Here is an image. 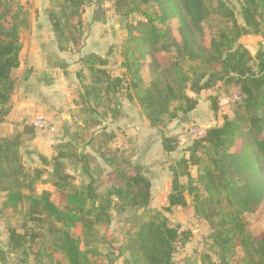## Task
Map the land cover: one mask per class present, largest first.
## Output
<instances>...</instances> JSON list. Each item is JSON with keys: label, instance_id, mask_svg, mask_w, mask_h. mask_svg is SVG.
Here are the masks:
<instances>
[{"label": "trees", "instance_id": "16d2710c", "mask_svg": "<svg viewBox=\"0 0 264 264\" xmlns=\"http://www.w3.org/2000/svg\"><path fill=\"white\" fill-rule=\"evenodd\" d=\"M91 1L49 0L46 14L60 50L74 45L73 33L83 35L81 19ZM108 1L126 22L122 61L113 71L105 58L91 54L84 59L90 77L81 102L93 103L89 112L95 116L101 108V117L116 120L121 112L117 96L126 95L151 128H164L195 110L201 92L217 84L233 86L238 100L228 106L232 117L223 115L221 125L192 140L187 157L170 167L171 193L163 212L192 208L207 223L208 248L216 260L203 253L201 264H229L237 250L240 264H264V236L255 239L244 219L264 201V44L251 55L240 43L262 32L264 0H237L241 23L228 0ZM12 4L0 3V122L17 85L13 72L20 65V34L28 25L23 6ZM131 16H137L136 22H128ZM209 107L216 118L217 98L209 99ZM35 131L24 125L0 137V216L9 213L21 220L20 231L9 228L5 245L0 243V264L17 254L24 257L21 264L27 257L35 264H98V246L104 242L98 228L108 230L111 212L130 215L119 246L128 254L127 264H176L173 256L189 242L190 232H179L164 213L149 210L150 182L132 172L130 157L123 152L105 157L108 181L98 184L86 168L89 180L79 186L64 161L84 166L85 156L70 144L53 149L50 158L38 156L41 167L25 169L21 148ZM177 146V137H162L164 153ZM181 177L187 179L182 186ZM36 184H49L64 195L63 204H54L48 190L38 193Z\"/></svg>", "mask_w": 264, "mask_h": 264}, {"label": "rangeland", "instance_id": "374dc122", "mask_svg": "<svg viewBox=\"0 0 264 264\" xmlns=\"http://www.w3.org/2000/svg\"><path fill=\"white\" fill-rule=\"evenodd\" d=\"M13 2V7L16 9L15 4H21V0H0V3L7 4L8 2ZM109 2L108 0H104ZM229 4L233 7L235 16L239 23L242 22L239 5L237 0H228ZM110 8L113 9V5L110 1ZM24 8V7H23ZM27 15V14H26ZM114 22H112V28L114 30V25L119 23L120 30H122V43L126 39V30L125 23L120 20L118 16H114ZM28 19V17H27ZM116 20V21H115ZM137 16H131L128 22H136ZM81 27L83 28V20L81 19ZM177 26L174 23V27ZM112 31V30H111ZM210 32V31H209ZM205 34L203 42L208 43L210 38V33ZM84 33V32H83ZM117 40L119 41V36L116 35ZM72 40L74 41L73 49L78 48L83 42V35L78 36L76 33L72 34ZM240 43L250 52L251 55H254L261 44H264V28L262 32L258 35H247L240 39ZM119 45V44H118ZM115 45L109 47V51L116 55V62H119V50ZM68 48V44H67ZM111 48V49H110ZM91 55V54H90ZM121 55V51H120ZM88 55H85L83 59H86ZM115 62V63H116ZM162 62V61H161ZM114 62L109 64V68L113 71H117L116 68L112 66ZM90 77V74L87 73ZM20 76V75H18ZM16 72L13 73V78L18 80ZM88 77V78H89ZM85 82L88 79L84 80ZM89 83V82H88ZM75 92V91H74ZM187 94H190L188 91ZM201 99V109L203 112H209V117L206 122L200 124L190 125L184 123L183 127L175 130V128H168V125L164 128H149L148 122H146L142 115L138 111H135L136 107L129 105V109L132 113L133 123L135 124L133 130L131 126L128 129L121 130L118 127L115 120L111 119L108 115L104 118L101 117L103 111L99 108L97 116L89 112L90 108L94 107L92 103L88 105L81 102V98H77L74 102L77 101L78 108L70 109L73 105L71 99L65 105V114L67 119H59L56 122H52L49 119H46L49 123V128L43 131H35V134L41 136V140L46 144V147L43 151L49 152L50 158L53 155V149L60 146L61 144H70L75 148V151L79 155H84L86 164L83 166V163H78L76 167L70 165L67 161L65 162V170L67 173L73 176V183L76 185H84L88 182V175L85 172L86 168L89 172H92L93 177L96 179L98 184H104L107 182V171L109 168L106 166L104 158L107 156H113L114 154L123 152L125 156L131 158L133 171H139L143 173L145 177L149 180L151 185V204L149 210H158L167 217L173 225H179L180 231H189L190 239L189 242L183 247L178 248L176 254L173 256V260L176 264H183L185 262H196L201 264L200 256L203 253H207L212 257V260H216L215 257L209 251V241L207 237L210 233L207 223L199 218L194 216L192 208H180L176 207L172 209L170 213H165L164 208L167 207L168 203L161 200L167 197L168 191L171 193V182H172V173L170 167L174 166L176 162L182 158L187 157L186 149L191 145L192 139L188 137L186 130L191 126H200L204 128H210L213 126L222 124V116L228 115L232 117L231 107L228 106H219V102L228 99L231 101L238 100V93L233 86H224L222 84H217L212 90L202 93ZM73 96V92H72ZM217 98L218 101V115L213 117V114L209 107V99ZM207 102V104H206ZM65 117V118H66ZM78 117V118H77ZM185 118V115H181ZM46 118V117H45ZM81 118H84L86 122H81ZM74 119H77L75 121ZM80 122V124H79ZM125 126V125H124ZM129 126V125H128ZM131 131V132H130ZM154 134V137H150ZM165 134H172V137L178 138V146L176 148V153L174 154H163L162 149L158 147L159 141L157 138L165 137ZM175 134V135H174ZM35 137V136H33ZM27 144V143H26ZM25 142L21 148V154L23 158L24 167L28 172L35 167H41L40 158L38 156H44L42 152L37 150L28 151L29 145H26ZM117 147L119 149H117ZM125 150V151H121ZM174 151V152H175ZM178 152V153H177ZM136 153V154H135ZM119 156V155H116ZM167 156V157H166ZM46 173L50 172V168H45ZM191 175L195 176L194 168L190 170ZM179 185H185L187 179L181 177L178 180ZM110 184V182L108 183ZM37 192L40 193L43 190H48L51 192V200L56 205H62L65 199V196L57 192L49 184H36ZM169 193V194H170ZM161 198V199H160ZM0 195V203H1ZM143 213V212H142ZM130 215L120 216L114 212H111V223L108 230H105L102 227H99V234L103 237V244L98 246V251L101 256L97 258L96 262L98 264H127L128 254L123 253L119 246L124 241V234L128 229V223L126 219ZM244 219L248 223V230L252 233L255 239H258L264 236V201L253 214L244 215ZM21 220L18 216H13L9 213H4L0 216V243L1 246H4L6 243V237L9 228H13L17 231H20ZM241 252L237 250L236 256L229 261V264H240ZM24 259L22 254L10 255L8 256L9 264H21V261ZM4 264V263H1ZM24 264H35L32 257H27Z\"/></svg>", "mask_w": 264, "mask_h": 264}, {"label": "crops", "instance_id": "0c3cea01", "mask_svg": "<svg viewBox=\"0 0 264 264\" xmlns=\"http://www.w3.org/2000/svg\"><path fill=\"white\" fill-rule=\"evenodd\" d=\"M109 3L110 1L92 0L85 7L82 15L83 42L76 49H73L74 45L69 43L68 48L62 51L59 49L47 18L46 10L49 7V0H21V5L28 17V25L20 34V65L13 72L20 76H18L17 85L6 107V115L0 122V137L9 136L15 130L21 129L36 115H43L52 122L69 118L64 112L66 103L71 99L73 105L70 109L78 108L80 103L74 102L76 96L80 98L84 92V87L89 84V76L87 75L89 70L83 63L85 55L100 56L107 59L108 66L114 62L113 68H119L122 61L120 55L122 30H120L119 23L114 25V30L111 29L112 22L116 18L111 19L115 11L110 8ZM116 35L119 36V41ZM112 45L115 47L117 45L116 48L113 46L112 49L119 50V62L118 60L116 62V55L111 56L113 53L111 50L109 51V47ZM141 74L146 75V70H142ZM86 79H88L87 82L84 81ZM202 93L198 95L199 98L202 97ZM190 96L193 95L190 94ZM117 98L121 112L115 122L122 131L130 126V129L133 130L135 124L129 105L135 106V111L139 113L140 110L136 103L126 98V95L121 94ZM88 103L92 105L91 102ZM209 116V112L202 111L201 99H198L195 110L185 118L179 116L178 119L168 125V128L178 130L183 127L184 123L200 124L206 122ZM142 118L145 120L143 115ZM74 120L77 121V119ZM80 120L86 122L87 118ZM148 127L151 129L149 125ZM153 135L150 137H154ZM170 136L172 134H165V137ZM41 139L39 134H35V137L25 141V144L30 146L27 150L35 149L42 152L44 157H49V152L43 151L46 144ZM156 141H159L158 147L161 149V138H157ZM162 153L166 154L163 151ZM174 153L176 151L172 154ZM169 193L168 191L167 197ZM167 197L160 199L167 202Z\"/></svg>", "mask_w": 264, "mask_h": 264}, {"label": "built area", "instance_id": "2783aa9c", "mask_svg": "<svg viewBox=\"0 0 264 264\" xmlns=\"http://www.w3.org/2000/svg\"><path fill=\"white\" fill-rule=\"evenodd\" d=\"M233 101L224 99L219 102V106H228ZM27 126L34 128L36 131H43L49 128V123L43 115H36L32 117L27 123ZM206 129L200 126H191L186 130L188 137L192 140L203 138L206 135ZM180 232V230H179Z\"/></svg>", "mask_w": 264, "mask_h": 264}]
</instances>
